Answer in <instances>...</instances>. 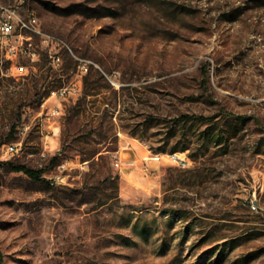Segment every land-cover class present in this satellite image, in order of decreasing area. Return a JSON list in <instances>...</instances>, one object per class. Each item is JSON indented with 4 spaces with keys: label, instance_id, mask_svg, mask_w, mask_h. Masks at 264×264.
Instances as JSON below:
<instances>
[{
    "label": "rangeland",
    "instance_id": "obj_1",
    "mask_svg": "<svg viewBox=\"0 0 264 264\" xmlns=\"http://www.w3.org/2000/svg\"><path fill=\"white\" fill-rule=\"evenodd\" d=\"M0 3L96 63L0 47V264H264V0Z\"/></svg>",
    "mask_w": 264,
    "mask_h": 264
},
{
    "label": "built area",
    "instance_id": "obj_2",
    "mask_svg": "<svg viewBox=\"0 0 264 264\" xmlns=\"http://www.w3.org/2000/svg\"><path fill=\"white\" fill-rule=\"evenodd\" d=\"M35 34L40 37L42 45L49 48L51 52V57L54 61H60L61 57L57 53L59 48H68L72 52L73 56L77 60L78 69L81 75L87 74L93 65L96 63L85 57H80L74 54L72 48L67 45V43L53 35L52 33H47L40 29V26L37 25L34 12H29L24 14L20 11L18 5H7L0 3V47L3 49L6 48V55L9 60L13 61L18 58L19 55H27L31 58V53L37 52V50L32 46L31 43L27 42V35ZM52 52H56L53 54ZM34 61V60H33ZM17 73L12 72L14 76H21L27 73L28 66L24 64H15ZM79 86L77 82H71L70 84L63 85L59 88L52 89L48 95V99L52 98H64L69 95L75 94L78 92ZM45 104V103H44ZM59 107L52 108V114L56 115L59 113ZM57 127V126H56ZM55 127V128H56ZM59 128V127H57ZM18 149V142L9 143L7 145L8 152H15ZM173 157L179 160V163L182 166L188 164V160L181 158L177 153L172 154ZM154 159H160L161 155H156ZM119 165V162H117ZM59 167H64V164L59 165ZM52 183H64L65 176L61 174H56L51 177ZM253 207H256L253 205Z\"/></svg>",
    "mask_w": 264,
    "mask_h": 264
},
{
    "label": "trees",
    "instance_id": "obj_3",
    "mask_svg": "<svg viewBox=\"0 0 264 264\" xmlns=\"http://www.w3.org/2000/svg\"><path fill=\"white\" fill-rule=\"evenodd\" d=\"M91 88H93V87H92V85L89 84V80H87V78H86V80H85V94H86V95H89V90H90ZM79 104H81V103H79ZM75 112H76V111L74 110V114H72V115L70 116L69 119H72L73 116L76 115ZM192 119L207 120V121L214 120L213 117H208V116H204V115H195V114H189V113H185V114H182V115L176 117V121H177V122H180V121H185V122H187V121L192 120ZM223 138H224L223 136H220L219 138H217V139L215 140V142H216L217 144H219V143L223 140ZM226 139H228V138L226 137ZM188 148H189V147H188V144H185V145H184L183 147H181V148H174L173 151L170 152V153L173 154V153H176V152H184V151H185L186 149H188ZM206 148L209 149V145H207ZM59 154H60V153H58V154H56V155H54V156L52 157V159H51V160H52V163H56V162L60 161V160H59V159H60V158H59ZM95 155H96V153L92 154V155L89 157V159L95 157ZM190 156H191V155H190ZM195 156H197V154H196V155H192L191 157L195 158ZM101 158H102V157H101ZM84 160H85V159H84ZM13 167H14L16 170H18V171H23V172H25L29 177H31L32 179H35V180H40V179H42V178H43V174H44V172H45V169H44V168L35 169V168H31V167H29V166H27V165H25V164H17V165H13Z\"/></svg>",
    "mask_w": 264,
    "mask_h": 264
},
{
    "label": "crops",
    "instance_id": "obj_4",
    "mask_svg": "<svg viewBox=\"0 0 264 264\" xmlns=\"http://www.w3.org/2000/svg\"><path fill=\"white\" fill-rule=\"evenodd\" d=\"M54 139H55V138H54ZM52 144H53L52 141H51L50 139H48V140H47V148H49L48 150H49L50 152H51L52 150H54L53 147H52ZM126 146H128V147L131 148V143L128 142Z\"/></svg>",
    "mask_w": 264,
    "mask_h": 264
},
{
    "label": "bare ground",
    "instance_id": "obj_5",
    "mask_svg": "<svg viewBox=\"0 0 264 264\" xmlns=\"http://www.w3.org/2000/svg\"><path fill=\"white\" fill-rule=\"evenodd\" d=\"M34 16H35V18H36L37 25H38V26H40V23H39L38 16H37V15H35V14H34ZM40 29H41V26H40ZM41 30H42V29H41ZM36 55H37V52L31 53V56H32V57H33V56H36Z\"/></svg>",
    "mask_w": 264,
    "mask_h": 264
}]
</instances>
